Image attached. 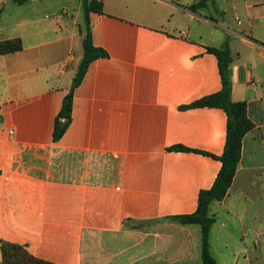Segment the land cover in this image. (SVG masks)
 <instances>
[{
    "label": "crops",
    "instance_id": "0c3cea01",
    "mask_svg": "<svg viewBox=\"0 0 264 264\" xmlns=\"http://www.w3.org/2000/svg\"><path fill=\"white\" fill-rule=\"evenodd\" d=\"M197 2L103 0L89 22L107 57L75 87L59 140L83 0L0 4V44L22 46L0 52V242L54 264H201V226L172 218L195 213L222 168L228 115L192 105L222 90L209 49L228 48L231 98L254 128L209 206L210 250L217 264H264V0Z\"/></svg>",
    "mask_w": 264,
    "mask_h": 264
},
{
    "label": "trees",
    "instance_id": "16d2710c",
    "mask_svg": "<svg viewBox=\"0 0 264 264\" xmlns=\"http://www.w3.org/2000/svg\"><path fill=\"white\" fill-rule=\"evenodd\" d=\"M17 5H23L29 0H13ZM84 15L86 21L84 40V58L79 67V71L74 79L75 85L66 95L63 106L55 122L54 138L59 140L68 129L73 110L74 89L83 80L89 65L102 57H107V53L95 46L92 38V30L90 27L89 16L92 12L103 13V0H83ZM206 0H198L196 4L191 6L193 11L203 8ZM16 44V45H14ZM14 45V47H10ZM22 46L20 42H2L0 44V52L19 50ZM209 51L217 55L219 59V70L222 78V90L216 94L207 96L196 103L193 107L209 106L219 107L225 110L228 115L227 124V140L223 155L220 157L222 168L217 176L213 187L204 191L199 196V204L195 213L185 216L173 217L172 220L181 224H199L202 229V261L201 264H217L216 259L210 250V230L214 223V218L209 215V206L211 202L223 200L229 192L233 179L236 175L239 162L242 155V146L244 137L254 128V123L248 117L247 103L232 101V85L230 80V65L232 62L231 53L228 48L219 50L210 48ZM181 149V148H179ZM3 251L4 264H54L44 260L37 259L29 253L24 247L9 242H0Z\"/></svg>",
    "mask_w": 264,
    "mask_h": 264
},
{
    "label": "built area",
    "instance_id": "2783aa9c",
    "mask_svg": "<svg viewBox=\"0 0 264 264\" xmlns=\"http://www.w3.org/2000/svg\"><path fill=\"white\" fill-rule=\"evenodd\" d=\"M2 2H4V0H0V4L2 3ZM13 131H11V135H13Z\"/></svg>",
    "mask_w": 264,
    "mask_h": 264
},
{
    "label": "water",
    "instance_id": "95a60500",
    "mask_svg": "<svg viewBox=\"0 0 264 264\" xmlns=\"http://www.w3.org/2000/svg\"><path fill=\"white\" fill-rule=\"evenodd\" d=\"M74 85H75V83H74Z\"/></svg>",
    "mask_w": 264,
    "mask_h": 264
}]
</instances>
